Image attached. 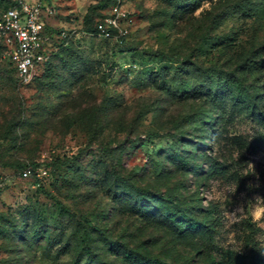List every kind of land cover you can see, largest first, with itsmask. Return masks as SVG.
<instances>
[{
  "label": "rangeland",
  "instance_id": "374dc122",
  "mask_svg": "<svg viewBox=\"0 0 264 264\" xmlns=\"http://www.w3.org/2000/svg\"><path fill=\"white\" fill-rule=\"evenodd\" d=\"M28 1L56 52L0 51V264H264V0Z\"/></svg>",
  "mask_w": 264,
  "mask_h": 264
},
{
  "label": "built area",
  "instance_id": "2783aa9c",
  "mask_svg": "<svg viewBox=\"0 0 264 264\" xmlns=\"http://www.w3.org/2000/svg\"><path fill=\"white\" fill-rule=\"evenodd\" d=\"M45 15L39 4L28 0H17L0 12L3 55L11 61L23 83L30 82L42 72L54 50L51 36L45 28ZM48 173V167L27 165L20 171V176L25 179L33 176L44 178Z\"/></svg>",
  "mask_w": 264,
  "mask_h": 264
},
{
  "label": "trees",
  "instance_id": "16d2710c",
  "mask_svg": "<svg viewBox=\"0 0 264 264\" xmlns=\"http://www.w3.org/2000/svg\"><path fill=\"white\" fill-rule=\"evenodd\" d=\"M9 6V5H8ZM7 6V7H8ZM7 7H5V8H7ZM4 8V9H5ZM51 42H52V40H51ZM52 44H53V42H52ZM0 51L3 53V47L0 45ZM55 52H56V49H54V50H52V53H51V56L47 59V61L45 62V64H44V68H43V70H42V72L39 74V75H37V76H35L33 79H35V78H37V77H39V76H41V75H43V74H45L46 73V71L48 70V63L50 62V59H51V57L53 56V55H55ZM6 57V56H5ZM7 58V57H6ZM8 59V58H7ZM8 63L11 65V67H12V69L14 70V72H15V68H14V66H13V64L11 63V61L8 59ZM15 74H16V72H15ZM17 76V75H16ZM18 78V77H17ZM28 164H25V165H23V167H21V169L19 170V175H20V171L25 167V166H27Z\"/></svg>",
  "mask_w": 264,
  "mask_h": 264
}]
</instances>
